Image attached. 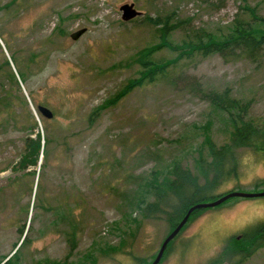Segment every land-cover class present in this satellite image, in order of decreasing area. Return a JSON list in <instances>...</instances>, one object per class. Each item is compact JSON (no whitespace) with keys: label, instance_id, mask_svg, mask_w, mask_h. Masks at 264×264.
<instances>
[{"label":"rangeland","instance_id":"rangeland-1","mask_svg":"<svg viewBox=\"0 0 264 264\" xmlns=\"http://www.w3.org/2000/svg\"><path fill=\"white\" fill-rule=\"evenodd\" d=\"M246 2L264 18V0ZM131 3L142 15L122 21L119 8ZM241 6L240 0H0L1 264L16 249L15 264L154 260L171 230L164 220L142 219L140 206L130 201L143 195L152 173L159 182L176 164L195 173L206 139L227 141L228 116L202 99L200 89L228 90L248 105V117L264 119V53L257 62L225 61L218 54L195 59L197 64L180 62L170 71L171 82L145 84L103 106L138 77L139 54L160 45L146 16L175 12L185 29L174 31L169 41L181 45L186 30L228 34ZM82 28L85 33L72 40ZM153 57L171 60L176 54L164 48ZM37 106L48 108L53 118H43ZM31 117L35 132L45 134L42 120L55 143L45 167L25 175L18 163ZM63 137L71 146L68 155L59 151ZM248 154L255 159L245 164ZM261 162L262 153L242 152L237 177L206 196L264 191V179L247 182L252 165ZM263 222L264 197L205 209L187 222L159 264H264V245L250 256L240 253L241 239ZM72 229L76 247L69 253L66 234Z\"/></svg>","mask_w":264,"mask_h":264},{"label":"trees","instance_id":"trees-1","mask_svg":"<svg viewBox=\"0 0 264 264\" xmlns=\"http://www.w3.org/2000/svg\"><path fill=\"white\" fill-rule=\"evenodd\" d=\"M240 1L243 4L240 7L243 12L234 19L228 34L214 35L201 29L190 32L186 30L187 40L181 45H175L169 41V37L174 31L185 29L181 26V20L175 19V12L157 16L156 18L146 16L144 21L158 33L160 45L155 49L151 48L139 54L135 60L139 68L138 77L128 82L123 90L114 98L108 100L103 107L116 104L122 97L145 84H151L155 81L171 82L170 73L181 64L180 62L188 61L189 63L197 64L198 58L202 59L212 54H218L225 61L243 59L257 62L264 53V18L258 14L255 7L249 6L246 0ZM164 48L175 53L176 57L171 60L153 59L154 53ZM12 79L19 92L20 88L15 82V77L12 76ZM20 79L22 81V74H20ZM199 94L202 99L210 103L213 109L228 116L232 124V131L227 141L217 145L209 138L206 139L202 146L201 154L196 161L195 173L177 164L172 167L168 176L162 178L161 182L158 181L155 173H152L150 175L151 180H149L143 195L137 194L130 201L132 207L137 208L140 206L142 219L148 221L164 220L171 231L179 224L191 206L200 202L214 201L220 197L206 196V192L214 191L218 185L231 177H237V168L242 152L251 151L264 155V119L248 117V105L240 104L235 99H232L228 90L216 93L205 92L200 89ZM19 97L23 101V96ZM96 111L91 115H97L99 111ZM89 121H91L90 118ZM30 123V133L24 137L18 163L19 170H27L25 175L34 174V171L31 172L30 169H35L38 166L41 168L45 167L46 162L48 163L49 157L54 152L52 145L55 143L50 135L49 128L44 125L42 120L41 123H43V129L45 130L44 135L35 132L37 122L33 117H31ZM57 143L61 144L59 151L64 155H68L71 151L68 138L63 137L62 141H57ZM41 157L44 161L43 165L39 164ZM38 178V186H41L39 174ZM146 195L151 198L150 201L146 202L144 200ZM207 197L211 199H207ZM203 210L205 209L192 212L187 222ZM69 212L73 213L72 210H69ZM128 223L126 220V227H128ZM254 227L253 233L245 234L241 239L242 251L240 253L246 250V256L252 255L264 245V222ZM74 230L72 229L71 232L66 234L69 253L73 252L76 247V232ZM20 231L22 236L24 231ZM21 241L20 245L26 241V238L24 237ZM171 242L167 245L162 259L168 253ZM247 246H249L248 250L246 249ZM115 249L118 251L117 248ZM16 250L2 264H15L12 258L15 257ZM143 263L150 264L144 261Z\"/></svg>","mask_w":264,"mask_h":264},{"label":"water","instance_id":"water-1","mask_svg":"<svg viewBox=\"0 0 264 264\" xmlns=\"http://www.w3.org/2000/svg\"><path fill=\"white\" fill-rule=\"evenodd\" d=\"M119 10L122 12L121 14V20L125 22H129L139 16L142 15V13L135 9L134 4H124L120 6ZM86 29L82 28L77 30L76 32L72 33L70 35V38L72 40L78 39L80 36H82L85 33ZM36 110L39 112V114L46 119H52L53 113L44 106H37ZM264 197V191L262 192H255V193H244V192H229L223 196H220L214 201L210 202H200L193 206H191L183 219L179 222V224L167 235V237L163 240L154 260L150 264H159L163 254L166 250L167 245L169 242H171L180 232V230L183 228V226L186 224L188 218L190 217L191 213L196 210H202V209H208L213 208L221 205L225 201L232 199V198H240V199H253V198H259Z\"/></svg>","mask_w":264,"mask_h":264},{"label":"clouds","instance_id":"clouds-1","mask_svg":"<svg viewBox=\"0 0 264 264\" xmlns=\"http://www.w3.org/2000/svg\"><path fill=\"white\" fill-rule=\"evenodd\" d=\"M254 156L252 154H248L243 157V162L245 164H249L254 161ZM256 179H264V162L255 163L252 165L251 171L247 176V182H251Z\"/></svg>","mask_w":264,"mask_h":264}]
</instances>
